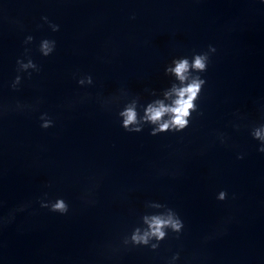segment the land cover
Listing matches in <instances>:
<instances>
[{"label": "water", "instance_id": "water-1", "mask_svg": "<svg viewBox=\"0 0 264 264\" xmlns=\"http://www.w3.org/2000/svg\"><path fill=\"white\" fill-rule=\"evenodd\" d=\"M43 36L57 41L49 56ZM209 43L202 115L179 133L120 126L121 89L147 99L172 56ZM24 47L40 71L13 89ZM83 73L93 84H77ZM40 112L54 124L41 128ZM261 119L264 0H0V264H166L177 250L178 264H264V153L248 127ZM55 196L67 213L40 206ZM150 199L184 230L156 250L120 247Z\"/></svg>", "mask_w": 264, "mask_h": 264}, {"label": "clouds", "instance_id": "clouds-1", "mask_svg": "<svg viewBox=\"0 0 264 264\" xmlns=\"http://www.w3.org/2000/svg\"><path fill=\"white\" fill-rule=\"evenodd\" d=\"M41 19L50 26L53 32L59 30L60 25L53 22L47 15ZM34 40L32 34L24 37L23 44L28 45ZM55 38L43 36L36 45L41 56H49L56 49ZM216 52V46L209 43L206 49L193 51L191 55L172 56L164 66V73L169 77V83L161 89L146 88L147 99L139 94L128 96L127 91L121 89L124 96L122 104L117 108L116 116L120 126L128 132H141L145 127L149 128L151 135L163 132L179 133L186 129L192 122L194 114L202 115V110L197 101L206 84V78L202 73L207 70L211 56ZM40 66L33 59L31 49L24 47L22 55L16 57V74L10 81V87H20L23 76L31 77L33 72H39ZM74 75H76L74 73ZM77 84L81 86L93 84V75L83 73L76 76ZM113 99L119 100L120 97ZM107 102V101H105ZM35 105L21 104L16 108L23 110L32 109ZM39 123L41 128H49L54 120L48 112H40ZM234 128L241 127L240 123H233ZM249 135L257 141V151L264 153V119L251 123ZM221 143L226 140L223 132L218 133ZM243 152L237 153V158L244 157ZM234 195V194H233ZM48 197V193L43 194ZM228 196L226 189L221 188L216 193L217 200H225ZM40 206L50 211L65 214L69 210V203L63 196L54 198L38 197ZM21 208L25 205H21ZM144 211L139 214L138 221L129 231H126L120 241V247L146 246L152 250L160 247V242L169 235L175 233L177 237L184 230V220L175 208L160 200H146ZM180 251L177 250L166 258V264H178Z\"/></svg>", "mask_w": 264, "mask_h": 264}]
</instances>
